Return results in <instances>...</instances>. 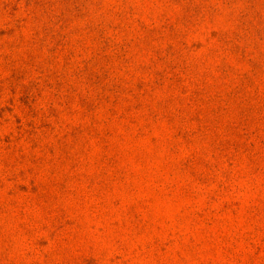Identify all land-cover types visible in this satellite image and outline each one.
Returning <instances> with one entry per match:
<instances>
[{
    "label": "rangeland",
    "instance_id": "1",
    "mask_svg": "<svg viewBox=\"0 0 264 264\" xmlns=\"http://www.w3.org/2000/svg\"><path fill=\"white\" fill-rule=\"evenodd\" d=\"M0 264H264V0H0Z\"/></svg>",
    "mask_w": 264,
    "mask_h": 264
}]
</instances>
